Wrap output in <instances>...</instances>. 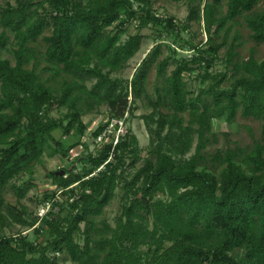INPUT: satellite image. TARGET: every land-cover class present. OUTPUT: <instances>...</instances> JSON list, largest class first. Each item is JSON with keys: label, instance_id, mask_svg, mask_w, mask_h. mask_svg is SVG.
Instances as JSON below:
<instances>
[{"label": "trees", "instance_id": "16d2710c", "mask_svg": "<svg viewBox=\"0 0 264 264\" xmlns=\"http://www.w3.org/2000/svg\"><path fill=\"white\" fill-rule=\"evenodd\" d=\"M174 1L188 5L183 26L175 24L172 17L157 16L149 0H15V5L8 3L1 8L0 24L15 36L18 48L15 65L0 59V212L7 184L38 162L46 148L52 150L51 155L65 158L82 146L85 127L78 101L72 97L75 87L94 102L108 105L110 118H123L127 112L134 117L136 103L143 97L152 107L151 120L158 117L157 129H151L152 155L130 179L127 169L136 168L142 158L131 130L115 147L105 143L96 154L88 153L81 170L52 171L49 176L58 189L44 201L53 199L59 189H67L63 193L66 199L60 203V213L50 212L35 229L36 234L47 232L52 240L41 245L26 236L0 233V264H59L56 254L77 264H264V145L257 143L245 156L246 167L237 160L238 153L229 149L216 155L225 165L219 177L200 169L214 120L232 123L241 113L264 122V60L252 54L237 62L229 87L223 86L227 73H209L211 62L226 44L225 38L218 43L221 32L244 14L252 39L264 43V11L255 10L259 0H228L226 14L217 17L226 0ZM135 2L143 6L140 11L134 8ZM134 20L140 28L153 24L177 39L180 31L204 21L206 48L191 47L197 52L190 58L172 49V55L158 65L160 76L174 67L164 87L171 114L161 111L157 93H147L153 60H148L131 81L110 76L135 57L145 37L138 33L120 43L122 30H108L117 22L123 26ZM47 30L51 34L43 36ZM41 36L47 45L46 61L55 68L62 66L63 72L78 81L68 84L60 98L34 70L25 68L35 57L28 43ZM8 43V35L2 32L0 51ZM235 47L229 50L230 65ZM91 54L96 59L94 65ZM104 68H109V73H104ZM196 70H200L202 87L194 95L185 78ZM210 80L213 82L207 85ZM87 82L93 83L92 89L85 86ZM64 106L73 110L66 126L50 117L54 109ZM186 114L190 117L187 126ZM60 128L65 135L74 131L79 138L65 145L54 137ZM103 128L101 125L93 138ZM194 134L198 136L195 153L185 158ZM119 188L124 194L115 227H96L95 218L102 216ZM16 189L20 198L25 195L26 189ZM72 197L73 202H69ZM66 207L70 216L61 218ZM17 220L34 225L22 216ZM77 235L84 237L83 244Z\"/></svg>", "mask_w": 264, "mask_h": 264}, {"label": "rangeland", "instance_id": "374dc122", "mask_svg": "<svg viewBox=\"0 0 264 264\" xmlns=\"http://www.w3.org/2000/svg\"><path fill=\"white\" fill-rule=\"evenodd\" d=\"M82 3H87L88 0H77ZM153 11L157 16L162 18H174L175 24L183 26L186 22V18L189 14V8L185 2H176L174 0H149ZM227 2H223L219 8L217 17H221L227 12ZM8 3L15 5V0H0L1 8L5 7ZM143 6L138 2H135L134 8L140 11ZM46 10L51 11L48 5ZM255 10L257 12L264 11V0H259ZM1 18V16H0ZM120 43H123L129 39V37L140 33L143 35L144 43L142 49L133 57L122 69L117 71H111L110 76L117 78L121 81H131L134 75L143 68L148 60H153L149 67V74L147 79V93L154 96L155 93L160 97L161 111L166 114H171L172 111L168 108L167 101L165 100L164 87L166 85L165 78L174 69L170 66L168 72L164 76L158 74V65L164 59L172 55V51H176L179 55L190 58L196 54V50H192L191 47L199 46L206 48L207 34L205 31L204 21L201 23H192L191 27L187 30L180 31V38L177 39L175 35H168L164 30L156 25L151 24L146 28H140L138 20L129 21L123 26H119L117 22L108 31L116 32L121 31ZM5 32L9 37V43L7 47L0 51V59L8 60L12 65L16 64L15 50L18 48L15 36L8 30L2 28L0 24V34ZM51 34L50 30H47L43 36ZM226 34V37H225ZM43 36L39 37L35 41L28 43V46L34 49L35 57L25 65L28 70H34L40 77L41 81L48 87H50L56 97L60 98L68 84L78 83L73 80L68 74L63 72L60 68H55L49 64L44 56L47 45L43 40ZM238 37V40H235ZM226 44L221 48L217 57L211 62L212 66L209 69V73L218 75L220 73H227V81L223 84L224 87H229L235 79L234 65L239 61L248 60L253 54L259 61L264 60V43H256L251 37V31L247 26L245 20V14L238 18L233 23H228L225 30L221 32L218 43L224 41ZM232 45H235V56L232 64H228L229 50ZM173 49V50H172ZM81 50V49H80ZM157 54L155 55V53ZM93 61L91 65H94L96 59L91 54ZM104 73H109V68H104ZM200 70H196L192 75L186 76V82L188 89L192 94L197 95L202 87ZM213 80L207 82L210 85ZM80 84V83H79ZM85 86L88 89H92L93 83L87 82ZM73 98L78 101V108L81 111V120L85 127L84 135L81 137L82 146H77L70 152L69 157H63L61 154L51 155L52 150L46 148L45 153L38 162H35L28 168L19 172L6 186L4 191L5 203L0 212V233L7 237L26 236L29 241L33 243H39L41 245H47L52 238L47 233L36 234L35 229L39 227L38 220L41 212L44 198L47 194H52L58 188L55 185L53 178L49 175L52 171H60L64 168L68 170L74 169L79 171L84 166L83 161L88 153L96 154L100 147L94 144L93 133L103 125L110 117L111 111L108 105L98 104L89 98L88 94L82 91L79 87L73 89ZM131 100L132 97L130 96ZM137 109L135 110L134 117H131L127 112L126 116V134L129 130L137 138V146L140 149L141 160L137 163L136 168H128L129 179L135 171L140 168L144 160L151 157V151L153 146L151 145L154 139L151 129H157L156 119L158 115L151 120L153 110L149 102L143 97L136 103ZM73 112L68 106L54 109L50 117L59 122L63 121L64 126L67 125L70 120L71 113ZM145 117V118H144ZM149 118V124L146 119ZM185 126L189 123V115H184ZM150 125V126H149ZM212 130L207 134L208 143L203 150L204 159L200 162V169H206L219 177L222 169L225 165L220 160H216L218 153H226L231 149L238 153L237 160L246 167L244 163L245 156L250 154L257 143L264 145L263 126L264 122L253 118H245L238 114L235 121L232 123L224 120H214L212 122ZM64 128H60L54 132V137L57 140L62 141L65 145H71L75 142L78 136L65 135ZM167 130L164 131V135ZM192 148L185 158H190L195 153V148L198 143L197 134L193 135ZM131 162V155L127 160V165ZM98 171V170H97ZM16 188L26 189L25 195L20 198ZM123 191L119 188L113 201L108 207L105 208L102 216L95 218L94 223L96 227L104 229V225L107 224L111 227H115L116 219L122 211V197ZM65 200V197H62ZM22 216L23 219L28 220L30 223L34 222L32 227L22 224L17 220V217ZM70 210L66 207L61 212V218L69 217ZM84 227V225H83ZM105 231V230H104ZM77 240L83 244L84 237L77 235ZM59 260V264H77L70 260H65L63 254H56Z\"/></svg>", "mask_w": 264, "mask_h": 264}, {"label": "built area", "instance_id": "2783aa9c", "mask_svg": "<svg viewBox=\"0 0 264 264\" xmlns=\"http://www.w3.org/2000/svg\"><path fill=\"white\" fill-rule=\"evenodd\" d=\"M102 132L94 139V144L97 147H103L105 143H113L114 147L126 135V116L123 118H109L104 124ZM77 184L72 185L70 188L75 187ZM67 189H59L53 199L44 201L42 204L41 212L39 213L38 225L44 218L48 217L50 212L55 214L60 213L61 206L64 200L62 199L64 191ZM74 198H70L69 202H73Z\"/></svg>", "mask_w": 264, "mask_h": 264}]
</instances>
